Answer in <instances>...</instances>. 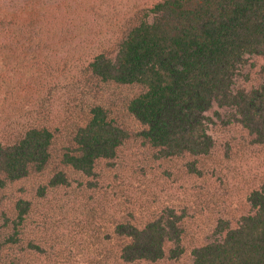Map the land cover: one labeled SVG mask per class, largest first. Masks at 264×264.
I'll list each match as a JSON object with an SVG mask.
<instances>
[{"label": "trees", "instance_id": "obj_1", "mask_svg": "<svg viewBox=\"0 0 264 264\" xmlns=\"http://www.w3.org/2000/svg\"><path fill=\"white\" fill-rule=\"evenodd\" d=\"M95 2L84 7L98 8ZM74 3L82 4L0 0V69L15 49L24 55L28 46L51 40L49 17L54 22L59 10L77 8ZM133 10L114 42L91 46L82 69L93 83L138 87L124 109L138 124L141 141L158 157L207 155L213 140L203 112L215 104L232 109L252 142L263 143L264 74L249 89L234 87V77L246 57L264 55V0H144ZM77 113L78 120L57 124L38 111L31 120L0 117V189L29 176L41 178L33 193L39 198L48 190L69 193L75 183L91 189L96 163L114 157L129 133L99 102L80 104ZM30 195L11 201L18 224L32 210ZM246 201V213L234 222L218 218L207 236L188 247L187 222L172 207L144 221L112 220L109 253L87 263L152 264L187 250L188 264H264V180ZM21 225L5 220L0 226V253L8 248L12 254L8 264H26L24 250L38 249L25 241Z\"/></svg>", "mask_w": 264, "mask_h": 264}, {"label": "rangeland", "instance_id": "obj_2", "mask_svg": "<svg viewBox=\"0 0 264 264\" xmlns=\"http://www.w3.org/2000/svg\"><path fill=\"white\" fill-rule=\"evenodd\" d=\"M89 1L79 0L82 4L74 3L77 8L59 10L54 22L52 14L48 24L52 29L47 31L57 38L28 46L24 55L15 49L0 69V117L5 120L20 115L31 120L37 111L53 124L65 118L78 120V105L99 102L129 133L114 157L96 163L91 189L75 183L69 193L48 190L43 198L35 197L39 176L0 189V226L14 220L17 227L22 224L25 241L38 244V249L24 250L26 264H88L89 258L109 253L110 221H144L164 207L184 215L183 243L188 247L207 236L218 218L234 222L246 213L247 194L264 180V142H252L227 107L212 104L203 112L213 140L207 155L158 157L141 141L136 135L138 124L124 109L125 100L138 87L93 83L82 67L91 46L97 41L107 46L114 42L137 11L134 7L144 0H96L99 9L87 10ZM263 68L264 55L246 57L234 87L256 86ZM29 194L34 198L32 210L18 224L11 201ZM7 250L0 253V264L12 258ZM152 264H188L187 250L176 259Z\"/></svg>", "mask_w": 264, "mask_h": 264}]
</instances>
